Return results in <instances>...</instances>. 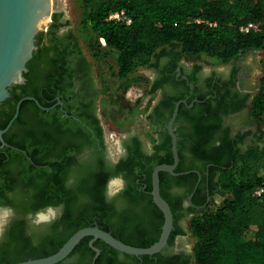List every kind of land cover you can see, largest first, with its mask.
I'll return each instance as SVG.
<instances>
[{"label": "flooded vegetation", "instance_id": "obj_1", "mask_svg": "<svg viewBox=\"0 0 264 264\" xmlns=\"http://www.w3.org/2000/svg\"><path fill=\"white\" fill-rule=\"evenodd\" d=\"M62 18L61 15L56 23L52 21L46 31L49 32L45 39L46 47L50 49L41 52L31 82L26 78L23 85L12 86L11 96L0 104V127L3 121H8L3 128L6 129L16 115L18 103L22 101L17 119L3 135L7 145L0 140V202L7 200L11 203L6 206L0 203V207L13 210L9 223L0 233V264L48 257L46 252L57 250L62 238H66L70 232L65 230L63 224L68 213L67 205L62 202L38 207L37 203L45 199V195H38L36 189L29 190L22 180L24 172L27 171L28 176H40L41 181L50 178L59 166L69 174L76 168L92 166L98 169L104 180L103 202L122 209L126 194L132 187L142 183L137 188L145 190L147 184L144 179L142 182L136 180L133 184L126 172H121L119 165H127L133 154L153 155L155 146L163 143L164 135H170L168 124L174 113L171 114V108L166 105L170 100L178 98L175 108L180 101L187 102L181 104L187 105V108L183 110L182 116L178 115L175 123L179 137L186 135L190 139L188 136L198 134L194 127L195 120L208 130L207 139L211 141L202 145V152H209L219 146L220 137L225 134L233 138L235 149L240 151L253 143L264 148V126L252 114V103L258 94L261 78L256 76L258 63L255 55L260 51L243 52L229 63H221L222 69L209 70L179 54L157 58V61H163V67L152 85L163 78L164 81L162 88L157 91L158 100L148 117L149 123L157 131V143L149 145L145 137L138 133L127 134L117 141L108 136L103 122L101 100L104 89L98 81L92 58L85 52L78 35L68 28L67 21ZM52 24H55L53 29ZM56 43L58 50L55 48ZM259 65L262 66V62ZM15 86L21 88L15 92ZM14 93L22 96L19 101L14 99ZM29 97L34 100L27 99ZM114 144L117 147L115 152ZM192 146L193 141L185 144L184 163L186 168L192 165L196 168L184 171L189 173L179 176L162 172L169 174L165 181L168 185L167 194L179 199L180 204L178 213H174V228L167 247L155 256H149L148 264H193V252L188 245H183L187 234L185 225L189 226L195 215L191 207L201 211L210 207L211 203L220 204L227 198L228 194L216 188L220 173L213 171L214 175L210 178L211 165H208L204 177L200 168L206 161L194 157ZM229 159L228 153L222 162H228ZM36 162H43L44 165H36ZM33 164L38 167L32 168ZM191 173L197 174L198 178H184L181 182L174 180ZM74 181L68 175L66 185H72ZM210 188L215 191L214 198L210 196ZM194 196L202 204L194 205ZM204 198L206 201L203 203ZM49 206L55 209L56 218L50 222H35L34 214ZM132 218L138 226L134 235L138 240L155 242L157 234L160 232L161 235L165 217L160 209L159 212H137ZM96 225L99 226L94 222L90 227ZM175 231L178 233L171 243ZM87 238H90L88 247L91 251L85 246L83 250H76ZM84 239L67 259L58 264H94L97 252L90 245L93 238ZM98 241L102 240L94 242V246L100 250L95 264H109L112 257L116 259L115 264L146 263L143 256L131 260L127 258L128 254L119 251L118 254L104 253L105 249L97 245Z\"/></svg>", "mask_w": 264, "mask_h": 264}, {"label": "trees", "instance_id": "obj_2", "mask_svg": "<svg viewBox=\"0 0 264 264\" xmlns=\"http://www.w3.org/2000/svg\"><path fill=\"white\" fill-rule=\"evenodd\" d=\"M82 5L86 24L97 38L96 45H90V49L95 52V56L107 49L116 52L117 76L122 80L141 66L149 64L153 58L159 59L163 56H206L217 63L225 64L243 52H264V0H82ZM116 13H124L127 20L111 19ZM60 16L59 13H54V23ZM252 23L257 24L258 28L250 32L242 31L243 27ZM54 26L55 24H52V29ZM48 33L41 32L38 35V49L28 63L29 72L25 74L29 83L35 74V65L41 52L50 49L46 47L45 42ZM102 39L105 40L104 47H99L98 40ZM55 48L58 50L57 43ZM262 66L264 68V58ZM163 81L164 78L155 82L150 94L161 89ZM19 88L21 87L15 86V92ZM21 97L14 93L16 101ZM177 100L178 98H175L166 103L167 107L171 108V114ZM186 108L187 105H181L179 116L183 115ZM252 114L255 120L264 126V75L260 78L259 91L252 103ZM7 123L8 121H3L1 128ZM194 127L197 135L188 136L190 139H187L186 135L180 136L178 147L181 162L176 171L184 172L196 168L195 165L186 168L183 156L185 144L187 141H193L194 157L206 161L200 171L205 177L207 167L211 165L210 178L214 175L213 171L219 172L216 188L228 195L214 210L207 207L195 211L194 207H191L195 212L190 221V231L195 238L193 264H264V192L261 196L255 194L258 189H264V148L253 143L246 150L240 151L235 149L233 138L225 134L221 135L219 146L213 147L209 152H202V145L211 141L207 139L208 130L196 120ZM164 136L163 143L155 146L153 155L133 154L127 165H119L121 172L125 171L133 184L136 180L142 182L143 179L147 184L145 190L137 188L142 186V183L137 187L134 185L126 194L122 209L103 202L104 180L98 169L92 166L76 168L70 174L59 166L50 178L41 181L40 176H28L27 171L23 173L25 175L22 180L29 190L36 189L38 195H45V199L37 203L38 207L62 202L68 207L63 224L65 230L70 232L66 238H62L58 249L46 252V256L57 252L78 230L90 227L94 222H97L101 229L131 246L147 248L159 240L160 232L155 237V242H143L135 238V229L138 226L132 215L137 212H159L150 195L152 174L156 166L174 163L172 137ZM228 153L229 161L222 162ZM38 163L40 166L44 165L43 162H36V165H39ZM36 165L33 164L32 168L38 167ZM68 175L75 180L69 186L66 185ZM168 175L161 173L162 196L177 214L180 200L167 194L168 185L165 181ZM184 178L197 179L198 175L191 173L174 180L181 182ZM7 186L9 187L8 184ZM214 194V189H211L212 198ZM205 201L206 198L203 203ZM200 203L194 196L193 204ZM177 233L175 231L172 235L171 243ZM89 240L90 238L84 239L76 250H83L85 246L91 251L88 247ZM97 245L105 249L104 253H119L103 241H98ZM126 256L131 260H138L133 255ZM143 258L146 260L145 264H148L150 257ZM111 260L109 264L116 263L115 257ZM14 263L16 262L9 264Z\"/></svg>", "mask_w": 264, "mask_h": 264}, {"label": "water", "instance_id": "obj_3", "mask_svg": "<svg viewBox=\"0 0 264 264\" xmlns=\"http://www.w3.org/2000/svg\"><path fill=\"white\" fill-rule=\"evenodd\" d=\"M55 0H0V104L10 96V88L14 85H23L26 82L25 74L29 72L28 63L33 59L38 49V35L44 31L53 21L55 13ZM27 99L34 100L29 97ZM180 101L168 124L169 134L172 137L173 164H161L155 167L152 174V196L156 206L163 212L165 221L159 240L147 248L128 245L116 238L110 232L99 226L85 227L78 230L56 253L39 259H31L15 264H58L67 259L80 242L86 237H92L91 247L97 252L95 261L100 250L94 246V242L102 240L117 251L133 255L153 257L163 251L168 243L174 228V212L170 203L161 193V173L168 172L173 176L188 174L189 172H176L180 164L179 135L175 130V123L179 115ZM22 101L17 105L16 115L6 129L0 127V140L4 145L3 135L9 130L17 119ZM201 179V177H200Z\"/></svg>", "mask_w": 264, "mask_h": 264}, {"label": "rangeland", "instance_id": "obj_4", "mask_svg": "<svg viewBox=\"0 0 264 264\" xmlns=\"http://www.w3.org/2000/svg\"><path fill=\"white\" fill-rule=\"evenodd\" d=\"M54 7L55 13H61L62 20L67 21L68 28L78 35L85 52H88L92 58L98 81L104 89L101 100V115L108 136L119 141L121 137L127 134L138 133L145 137L149 145L157 143V131L149 123L148 117L159 97L158 92L150 94V90L153 80L156 79L163 67V61H157L156 58H153L149 64L141 66L128 78L119 79L117 76V53L107 49L95 56V52L90 49V45H96L97 38L96 34L86 24L82 0H55ZM48 27H45L43 32H46ZM98 43L99 47H104L101 40H98ZM184 57L200 63L207 70L223 68L221 63H217L206 56ZM255 57L258 63L256 76H263L264 68L259 64L264 58V52L256 53ZM116 148L114 144V152ZM3 202L2 206L11 204L7 200ZM217 205L218 203H211L209 209L214 210ZM2 208L6 207H0V209ZM185 228L187 234L183 239V245H188L192 252L195 238L190 231V224L189 226L185 225Z\"/></svg>", "mask_w": 264, "mask_h": 264}, {"label": "clouds", "instance_id": "obj_5", "mask_svg": "<svg viewBox=\"0 0 264 264\" xmlns=\"http://www.w3.org/2000/svg\"><path fill=\"white\" fill-rule=\"evenodd\" d=\"M13 215V210L11 208H2L0 209V233H2L9 223L10 218ZM56 218L55 209L51 206L46 209L37 211L34 214L35 222H50Z\"/></svg>", "mask_w": 264, "mask_h": 264}, {"label": "built area", "instance_id": "obj_6", "mask_svg": "<svg viewBox=\"0 0 264 264\" xmlns=\"http://www.w3.org/2000/svg\"><path fill=\"white\" fill-rule=\"evenodd\" d=\"M111 19H113V20H127L126 17L124 16V13H116V14L111 16ZM128 22H130V21H128ZM257 28H258L257 24H253L252 23V24H249L247 27H243L242 31L243 32H250V30L257 29ZM102 42H103V44H105V40L104 39H102ZM263 192H264V189L261 188V189H258L255 192V194L257 196H261Z\"/></svg>", "mask_w": 264, "mask_h": 264}]
</instances>
